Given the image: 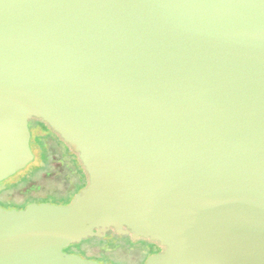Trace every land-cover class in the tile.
I'll return each instance as SVG.
<instances>
[{
  "label": "water",
  "instance_id": "water-1",
  "mask_svg": "<svg viewBox=\"0 0 264 264\" xmlns=\"http://www.w3.org/2000/svg\"><path fill=\"white\" fill-rule=\"evenodd\" d=\"M38 119L88 181L0 206V264L129 235L146 264H264V0H0V181Z\"/></svg>",
  "mask_w": 264,
  "mask_h": 264
},
{
  "label": "rangeland",
  "instance_id": "rangeland-1",
  "mask_svg": "<svg viewBox=\"0 0 264 264\" xmlns=\"http://www.w3.org/2000/svg\"><path fill=\"white\" fill-rule=\"evenodd\" d=\"M34 131V123L30 124ZM39 133L46 138V129L36 130L33 133L30 147L34 153V159L25 168L17 171L8 178L0 181V206L10 209H21L32 202H49L63 204L72 200L74 194V177L65 162L61 161L59 152L58 165L61 172L43 162L47 155L44 149L34 137ZM52 144L48 139L45 143ZM75 168L74 166H72ZM24 206V207H25ZM71 253L83 258L109 264H146L147 252L143 240H133L127 236H113L107 234L103 237H87L78 243H73Z\"/></svg>",
  "mask_w": 264,
  "mask_h": 264
},
{
  "label": "flooded vegetation",
  "instance_id": "flooded-vegetation-1",
  "mask_svg": "<svg viewBox=\"0 0 264 264\" xmlns=\"http://www.w3.org/2000/svg\"><path fill=\"white\" fill-rule=\"evenodd\" d=\"M31 123H34V131L38 129L39 130L46 129V134H45L46 138L42 137L39 133L34 135L38 143L42 145L44 149L47 148L46 151L48 153L47 155L45 154V156L43 157L42 159L43 162H45V164L48 166H51V167L54 166V168L57 169V172L60 173L61 169L59 166H57L59 162L58 158L60 155L61 161L65 162L68 168L70 169V171L72 172L74 181H75L74 188H73L74 194L71 195L73 197L76 192L80 191L87 184V181H88L87 175L83 167L79 163L77 155L59 138V136L56 133L52 132L48 127L45 126L43 122H41L38 119H30L28 121V126H29L30 133H31L30 141L32 140L33 133H34V131H32L30 128ZM48 139L52 140V144L50 145L49 143L47 147L45 143ZM56 150L59 152V155L56 154ZM72 166H74L75 168H73ZM69 202H66V203H69ZM66 203H63V204H66ZM125 236H129V235H125ZM144 242H145L144 249L148 253L147 256L161 250V247L157 245L156 243H153L148 240H144Z\"/></svg>",
  "mask_w": 264,
  "mask_h": 264
},
{
  "label": "trees",
  "instance_id": "trees-1",
  "mask_svg": "<svg viewBox=\"0 0 264 264\" xmlns=\"http://www.w3.org/2000/svg\"><path fill=\"white\" fill-rule=\"evenodd\" d=\"M68 146V145H67ZM69 147V146H68ZM73 198V197H72ZM25 206V205H24ZM24 206L22 207V208H24ZM113 236H117V234H114ZM128 238H130V236H127ZM144 241V240H143ZM71 248H72V246H68V247H66L65 249H64V251H67V252H72V250H71Z\"/></svg>",
  "mask_w": 264,
  "mask_h": 264
}]
</instances>
